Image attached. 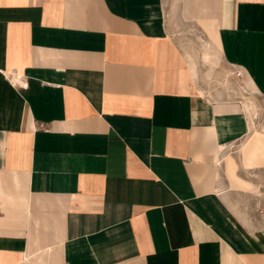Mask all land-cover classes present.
<instances>
[{
	"label": "crops",
	"instance_id": "1",
	"mask_svg": "<svg viewBox=\"0 0 264 264\" xmlns=\"http://www.w3.org/2000/svg\"><path fill=\"white\" fill-rule=\"evenodd\" d=\"M250 94L264 0H0V264H264Z\"/></svg>",
	"mask_w": 264,
	"mask_h": 264
},
{
	"label": "rangeland",
	"instance_id": "2",
	"mask_svg": "<svg viewBox=\"0 0 264 264\" xmlns=\"http://www.w3.org/2000/svg\"><path fill=\"white\" fill-rule=\"evenodd\" d=\"M194 31L196 34H198V36L202 37V40L208 39V38L206 39L205 38L206 36H204L201 32H199L198 29L194 30ZM249 96L252 97V100L254 99L252 94H250ZM248 99H251V98H245V99H243V102L247 101ZM253 101L256 103L257 106L260 107L261 112L257 113L256 117L253 116V119L247 113L249 124H250V129H249L248 135L242 141L240 146H238L239 142H237L236 144L235 143L231 144V145L229 144V145H227L228 146L227 148L223 149V153L224 152L234 153L235 151H237L238 148H240L241 155H242V161L244 162L243 163L244 166H247L245 164V153H244L245 143L247 142L248 138H250L252 135L254 136L256 133L258 134V132L261 133L262 127H263L262 131L264 129V125H262L263 120H264V104L262 102H260L259 100H256V101L253 100ZM263 145H264V143H263ZM243 155H244V157H243ZM224 156H225V162H226V165L228 168V172H229L231 180H232L231 185L232 186L233 185L239 186V183H237L236 181H239L240 179L237 176H235L234 174H232V171L235 168V164H234V162L230 156H226V154ZM259 161H260V164H264V152H261V154L259 155V158L256 160V163L254 165H257V163H259ZM261 161H263V162H261ZM258 181H259L260 185L259 186L256 185L255 190L251 184H249V183L245 184V182L244 183L242 182V185H241L242 188L251 189L254 191H251L248 194V196L244 197L243 201H241V204H240V207L238 208V211L240 210L244 215L246 214L248 216L247 219H249V217H251L252 215L258 216V218H257L258 222L257 223L264 225V178H258ZM250 214H252V215L250 216ZM243 218L245 219V217H243Z\"/></svg>",
	"mask_w": 264,
	"mask_h": 264
},
{
	"label": "bare ground",
	"instance_id": "3",
	"mask_svg": "<svg viewBox=\"0 0 264 264\" xmlns=\"http://www.w3.org/2000/svg\"><path fill=\"white\" fill-rule=\"evenodd\" d=\"M249 100L245 104L244 108H246L245 110L253 119V116L256 117L257 115V106L254 104L253 101H249ZM262 128H261V133L257 131L258 134L256 133L254 136L252 135L250 138H248L247 142L244 145L245 164L247 166H253L256 163V160L259 158L261 152H264V145H263L264 131H262ZM249 129H250V124H249Z\"/></svg>",
	"mask_w": 264,
	"mask_h": 264
},
{
	"label": "built area",
	"instance_id": "4",
	"mask_svg": "<svg viewBox=\"0 0 264 264\" xmlns=\"http://www.w3.org/2000/svg\"><path fill=\"white\" fill-rule=\"evenodd\" d=\"M11 76L13 78V83L20 82V76L18 74H16L15 72H12ZM235 76L241 77V71H236Z\"/></svg>",
	"mask_w": 264,
	"mask_h": 264
}]
</instances>
